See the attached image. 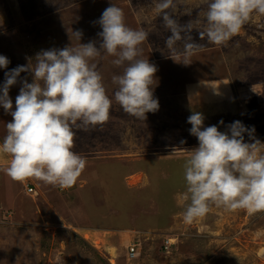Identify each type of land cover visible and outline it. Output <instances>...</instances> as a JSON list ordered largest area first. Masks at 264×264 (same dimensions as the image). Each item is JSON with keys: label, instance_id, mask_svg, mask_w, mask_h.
I'll return each mask as SVG.
<instances>
[{"label": "rangeland", "instance_id": "1", "mask_svg": "<svg viewBox=\"0 0 264 264\" xmlns=\"http://www.w3.org/2000/svg\"><path fill=\"white\" fill-rule=\"evenodd\" d=\"M157 2L0 0L7 20L0 30V55L10 60L6 69H0V88L5 72L31 65L42 50L78 46L76 30L83 32L80 43L95 41L99 47L97 33L102 29L93 22L115 4L123 10L127 26L148 32L140 45L141 58L157 67L152 87L160 105L144 121L125 114L114 101L117 85L112 83L123 67L113 64L115 57L102 54L97 70L113 107L106 124L77 131L73 150L87 160L78 180L86 179L89 192L86 200L78 199L81 205L73 213L54 196L50 205L45 204L49 194L41 195L48 185L33 179L43 189L41 209L35 217L27 209L22 215L18 208L36 192L31 179L21 184L5 174L11 156L0 152V264H264V213L250 216L243 209L228 211L213 205L192 224L183 220L188 203L184 200L186 150L198 147L187 122L192 112L203 113L204 126L216 125L222 132L234 121L250 130L254 127V136L264 143V17L242 28L227 48L207 45L193 29V41L205 47L185 65L180 63L182 54H170L165 46L171 32L163 27ZM174 3L180 24L192 20L194 28L201 26L196 21L203 19L202 0ZM186 10L191 16L182 14ZM182 51V44L178 45L177 52ZM24 79L31 83L32 74L22 72L9 89L13 111ZM12 119L0 107V145ZM244 137L245 142H253L247 133ZM79 193L85 195L81 186ZM93 201L103 204L108 214L96 208L90 216ZM40 214L48 215L42 228L30 226ZM130 238L137 239V258L125 263Z\"/></svg>", "mask_w": 264, "mask_h": 264}, {"label": "clouds", "instance_id": "2", "mask_svg": "<svg viewBox=\"0 0 264 264\" xmlns=\"http://www.w3.org/2000/svg\"><path fill=\"white\" fill-rule=\"evenodd\" d=\"M203 19L180 24L174 0H158L156 10L163 27L171 35L165 40L170 54L183 55L180 63L190 64L191 56L205 45L193 41L196 29L207 45L227 48L242 28L264 17V0H202ZM183 15L191 16L190 11ZM101 42L80 43L83 32L73 35L78 46L42 50L31 65L17 66L5 72L0 88V107L12 116L0 152L11 156L4 172L13 181L24 184L30 179L61 190L72 188L86 167L87 160L75 152L77 131L106 124L110 119L113 98L107 94L103 77L97 70L103 53L115 57L113 64L123 67L113 75L117 85L114 101L125 114L144 121L147 113L159 110L154 98L157 67L142 57L148 32L127 26L124 12L115 4L106 8L98 21ZM183 47L182 53L177 46ZM10 60L0 55V69ZM22 72L32 74V82L22 81L15 98V110L9 89ZM203 113L194 111L187 118L189 132L198 139V147L189 153L184 164L188 201L183 212L186 224L205 217L211 206L228 211L245 210L248 215L264 213V143L242 122L234 121L222 132L216 125L204 126ZM224 122L221 120L220 124ZM247 133L253 142H245ZM185 141H181V144ZM36 194V193H35Z\"/></svg>", "mask_w": 264, "mask_h": 264}, {"label": "crops", "instance_id": "3", "mask_svg": "<svg viewBox=\"0 0 264 264\" xmlns=\"http://www.w3.org/2000/svg\"><path fill=\"white\" fill-rule=\"evenodd\" d=\"M4 11L5 10L3 8L0 9V30L7 25V20L5 18V12ZM4 79H5V76H4ZM83 181H85V182L82 184ZM34 182L38 183V181L35 179H34ZM29 183L32 185V187H34V191L36 192V194H31L33 196V199L31 201L30 200L23 201V204L18 208V211H20L22 213V215H24V212L27 209L28 214L30 216L35 217V215H37L41 209L42 203L40 202V199H39V194H40L39 192H41V190H43V189H42V187H41V189H39L37 187V184L36 185L33 184V179H31ZM80 186H81L82 194H85L84 196L83 195L79 196V195H81L79 193V187ZM86 191L89 192V190L87 188V182H86V179L82 178V179L77 180L76 184L70 189L61 190L58 186L53 187L51 185H48V191L45 194H42L41 197L45 198V196L47 194H49L47 196V198H45L44 200H45V204L50 205V200L54 196L55 198H57L59 200L60 205L63 207V209L65 211H71L73 213L76 211L77 206L81 205V203L78 201V199L84 197V199L86 200V198H85L86 193H87ZM96 208H97V210H103L104 209L103 212L108 214V212H107V210L103 204H97V203H95V201H93V203H91L90 214H89L90 216L92 215L91 211L93 209H96ZM14 212H15V209L12 210V214H9L10 215L9 219L11 218V216L14 215ZM25 214L27 215L26 212H25ZM47 216H48L47 214H40L38 217L35 218L34 222H32L30 224V226L34 227V225H35L36 229L42 228V226L44 225V220ZM98 217H100V216H98ZM36 219H38L39 222H35ZM41 220H43V222L40 224ZM101 220H102V218H101ZM130 239L133 240L136 238H130ZM125 263H128V261H126Z\"/></svg>", "mask_w": 264, "mask_h": 264}, {"label": "built area", "instance_id": "4", "mask_svg": "<svg viewBox=\"0 0 264 264\" xmlns=\"http://www.w3.org/2000/svg\"><path fill=\"white\" fill-rule=\"evenodd\" d=\"M30 192H34L32 188H29ZM137 239H133L131 245L128 246L125 257L126 260L129 262L134 261L137 258V247L138 244L136 243ZM173 241H169L172 244Z\"/></svg>", "mask_w": 264, "mask_h": 264}]
</instances>
